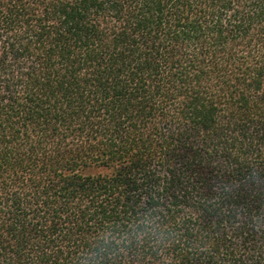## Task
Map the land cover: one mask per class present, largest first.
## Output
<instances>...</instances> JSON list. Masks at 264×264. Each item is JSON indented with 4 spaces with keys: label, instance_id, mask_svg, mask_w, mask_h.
Instances as JSON below:
<instances>
[{
    "label": "trees",
    "instance_id": "trees-1",
    "mask_svg": "<svg viewBox=\"0 0 264 264\" xmlns=\"http://www.w3.org/2000/svg\"><path fill=\"white\" fill-rule=\"evenodd\" d=\"M264 264V0H0V264Z\"/></svg>",
    "mask_w": 264,
    "mask_h": 264
},
{
    "label": "clouds",
    "instance_id": "clouds-1",
    "mask_svg": "<svg viewBox=\"0 0 264 264\" xmlns=\"http://www.w3.org/2000/svg\"><path fill=\"white\" fill-rule=\"evenodd\" d=\"M174 233L163 223L157 209H145L130 219L122 229H107L98 234L95 244L78 254L77 264H104L106 257L139 246L146 241L154 247H163Z\"/></svg>",
    "mask_w": 264,
    "mask_h": 264
}]
</instances>
